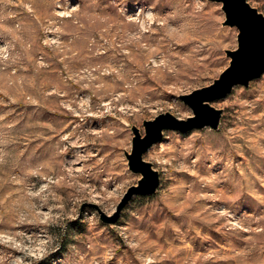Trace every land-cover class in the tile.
Segmentation results:
<instances>
[{
  "label": "rangeland",
  "instance_id": "obj_1",
  "mask_svg": "<svg viewBox=\"0 0 264 264\" xmlns=\"http://www.w3.org/2000/svg\"><path fill=\"white\" fill-rule=\"evenodd\" d=\"M264 15V0H246ZM210 0H0V264H264V74L208 104L216 129L133 128L209 86L237 48Z\"/></svg>",
  "mask_w": 264,
  "mask_h": 264
},
{
  "label": "water",
  "instance_id": "obj_2",
  "mask_svg": "<svg viewBox=\"0 0 264 264\" xmlns=\"http://www.w3.org/2000/svg\"><path fill=\"white\" fill-rule=\"evenodd\" d=\"M210 1L221 3L225 14L224 24L238 30L237 48L226 51L230 58L229 65L209 86L180 97L190 107L193 116L179 120L169 113L159 114L143 123V136L137 128H133L132 149L126 158L129 170L140 174L141 178L136 185L126 190L113 215L101 214L105 223L115 222L120 210L132 196H147L155 192L158 186L157 173L152 170L150 163L142 159V154L160 140L164 130L186 132L204 127L216 129L220 111L208 103L225 97L236 85L246 87L251 80L264 74V15L250 7L246 0Z\"/></svg>",
  "mask_w": 264,
  "mask_h": 264
}]
</instances>
